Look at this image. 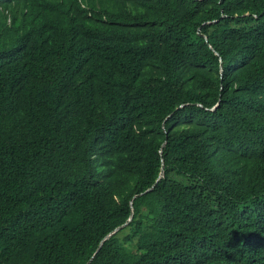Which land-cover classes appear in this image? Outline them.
Returning a JSON list of instances; mask_svg holds the SVG:
<instances>
[{"label": "trees", "instance_id": "obj_1", "mask_svg": "<svg viewBox=\"0 0 264 264\" xmlns=\"http://www.w3.org/2000/svg\"><path fill=\"white\" fill-rule=\"evenodd\" d=\"M94 255L264 264V0H0V264Z\"/></svg>", "mask_w": 264, "mask_h": 264}, {"label": "water", "instance_id": "obj_2", "mask_svg": "<svg viewBox=\"0 0 264 264\" xmlns=\"http://www.w3.org/2000/svg\"><path fill=\"white\" fill-rule=\"evenodd\" d=\"M214 111V110H213ZM164 177V170H162V172L160 173V177L158 178V180L156 181V184L162 179ZM155 184V185H156ZM155 185L151 188V189H149L148 191H146L145 193H143V194H146V193H148V192H150V191H152L153 190V188L155 187ZM143 194H141V195H143ZM141 195H139V196H141ZM132 215H133V213H132ZM132 221V218H131V220H130V222ZM129 225V223H127V224H125V225H123V226H121V227H119V228H117L114 232H112V233H110L102 242H101V244H100V246H99V248H98V250H97V252H96V254L101 250V247H102V245L104 244V242L106 241V240H108L111 236H114L115 234H117L118 232H120L122 229H124L126 226H128ZM96 255H94L93 256V258L89 261V262H87L86 264H90L91 263V261L94 259V257H95Z\"/></svg>", "mask_w": 264, "mask_h": 264}]
</instances>
